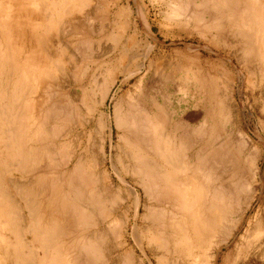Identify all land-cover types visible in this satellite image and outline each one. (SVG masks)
Returning <instances> with one entry per match:
<instances>
[{
	"label": "rangeland",
	"instance_id": "1",
	"mask_svg": "<svg viewBox=\"0 0 264 264\" xmlns=\"http://www.w3.org/2000/svg\"><path fill=\"white\" fill-rule=\"evenodd\" d=\"M201 1L203 0H177L176 6L170 1L168 5L174 6L170 8L162 5L159 0H0V95L3 97L4 92L5 95L7 93L6 97L0 96L2 98H0V108L3 109L5 106L10 111L14 110L11 112L13 115V112L18 113L23 105L26 106L23 110L27 113L24 112V121L28 130L26 129L27 133L24 131V135L30 138L28 140L30 142H26L25 148L33 150L40 161L31 164L32 169L30 168V171L25 172L24 175L14 172L13 177H18L17 181L20 180L22 184L24 182L25 188L28 189L30 186L34 189L37 204L36 221L39 220L37 224L40 223L41 229L45 230L53 222L47 199L50 193L48 182L51 175L45 173L50 164L47 151L52 141L51 132L54 130L62 133V130L72 129V134L66 143L67 148L65 145L67 151L65 150L61 160L65 161L71 154L74 163L76 159L78 160V156L83 157L86 165L90 164L89 160L92 161L91 164L94 161V166L97 164L95 167L98 178L100 177L102 181L101 177H108V180L103 179L101 185L112 180L110 185H105L107 187L102 195V203L99 201L101 205L95 200L98 218L95 216L97 219L101 216L104 218V212L107 214L111 212L108 218L113 220L116 218L114 227L107 225L110 218H107L105 227L110 234L106 238L107 244L109 240L124 244V247L121 246L116 252V254L119 252L117 264H193V260H196L197 264H264V255L253 258L254 255L247 251L248 239L250 241L255 233L264 230V41L262 39L264 0H237L238 5L234 0L233 3L230 0L231 4L229 0H226L227 2L214 0L217 3L215 7L220 6L221 11L212 7L215 3L211 0L204 6L205 0ZM231 6L237 11L232 7L235 11L232 13ZM226 8L229 11L225 12ZM245 8L250 12H248L249 16ZM172 9L178 13H172ZM245 11L246 13H242ZM235 13H239L237 14L239 17H234ZM49 14H52L51 18ZM254 18L257 25L254 23ZM134 27L138 31L135 39L140 40L137 39L138 43L135 41L133 47L130 41L132 48L130 45L127 48L126 41L132 36ZM241 27L245 31H251L249 37ZM238 30L243 31L241 34L247 37L245 35L246 38L242 37ZM121 32L125 33L121 34ZM128 35L131 36L128 38ZM38 36L45 40L47 49L45 50L52 51V56L55 54L57 58L56 63L60 69L59 71L50 69L49 72L54 74L52 77L47 74V70L52 66L46 58V53L44 54L38 45ZM124 47L127 51L135 47L132 51V54L134 52L136 54L133 55L135 59L129 61V57L123 55ZM139 53L140 55H137ZM136 57L145 65L143 67L149 70L143 84L136 80L142 72H145L144 69L128 81L124 80L126 73L135 70L133 68H136L135 64L138 63ZM146 58H149L148 62ZM9 60L15 66L11 65ZM27 63L29 64L26 66ZM9 69L12 70L10 74H8ZM20 72L22 75L25 73L22 79ZM96 72H101L98 74L100 86L95 87L91 93L89 91ZM141 84L144 85V91L149 92L148 96L152 95L150 99L146 97L149 101L147 100V106L144 105V115L147 113L144 118L148 120H144L148 122L145 123V128L147 130L152 128L153 139L146 141L154 142L159 135L164 141L169 140L168 149L171 148L175 154L179 151L184 161L188 159L185 163L190 169L177 173L179 180L182 179L183 187L187 186L188 182H192L185 191L183 187H178L177 181L174 187H178V190L170 183L168 184L170 186L165 182L164 184L163 181L152 182L154 184L150 183L146 186L145 180L148 179H141L142 182L144 181L142 184L137 177L123 170L122 166L128 163L123 151L127 148V140H131L128 139L130 135L128 136L124 126L126 121L124 117L127 118L128 111H125V108H128L126 106L130 102L126 103L135 101L130 98L137 96ZM23 86H26V91ZM21 87L24 90L21 91ZM105 88L107 94H104ZM156 88H159L158 91ZM11 102H13L12 107ZM1 125L3 126L0 121V131H3ZM46 126H49L48 129ZM161 133L164 136H161ZM0 134L1 143L2 137L5 138L6 134L4 132ZM151 136L149 135V139ZM146 141L144 140L143 143ZM164 141L162 142L166 143ZM148 143L146 146H149ZM2 146L1 143L0 151L3 153H0V161L2 160L0 168H4L5 162L10 159L7 157L8 154L5 155ZM207 151L212 152L210 156L207 155ZM151 153L153 154L151 158L153 157V160L155 159L164 169L170 168L162 159L155 157L153 151ZM213 155L215 156L211 158ZM100 161H103L101 165ZM73 162L70 163L69 170ZM198 162H201L200 166ZM46 166L47 170H45ZM98 167L101 168V172ZM9 173L2 174V178L4 187L12 191L8 183ZM38 174H44L45 180L36 181ZM186 174L189 177H186ZM182 176L187 178L184 182ZM91 193L92 191L86 186H82V189L80 187L81 197H91ZM185 208L186 210H183ZM99 209L102 211L107 209V211L102 213ZM22 213L26 216V222H29L26 209H22ZM95 219L93 216L90 227L92 230L96 229L93 225ZM166 221H171L169 227ZM73 222L77 223L74 226L76 229L79 227L78 235L63 233L68 227L73 228L71 227L75 224ZM82 222L80 215L78 218L73 215L70 219L64 217L59 220L58 225L63 232L49 245L51 247L50 251L48 250V257H54L57 260L56 264H85V257L81 258L83 255H78L82 245L80 241L84 243L86 238V235L80 232L79 225H82ZM161 222L163 226L167 225L163 227ZM171 223L174 230L170 228ZM2 235L8 236L11 241L14 240L9 227L5 230L0 227V240L3 242ZM152 238L153 241H150ZM29 239L31 237H28ZM40 240L34 243V247L41 255ZM1 241L0 264H14V252L11 249L5 253ZM159 243L175 249L174 254L163 249L159 251L160 249L157 248ZM154 246L159 250L154 249ZM200 247L204 248V254L199 251ZM51 250L56 252L57 257ZM191 250L196 254L195 259L189 254ZM23 252L27 253V249L24 248ZM160 254L162 256L158 257ZM156 256L158 259L163 258L158 262Z\"/></svg>",
	"mask_w": 264,
	"mask_h": 264
},
{
	"label": "bare ground",
	"instance_id": "2",
	"mask_svg": "<svg viewBox=\"0 0 264 264\" xmlns=\"http://www.w3.org/2000/svg\"><path fill=\"white\" fill-rule=\"evenodd\" d=\"M161 3H162V5L164 4V5H167V6H169L170 8H171V6H172V8L174 7L173 6V4L170 6V5H168L169 3H170V1L172 2H174V5L176 6V5H178L177 3V0H159ZM175 1H176V4H175ZM185 1H187V0H185ZM204 1V0H203ZM203 1H201V2H203ZM210 2V0H205V2H203V6H204V4L206 3L207 4V2ZM218 1V0H217ZM216 1V2H217ZM220 1V0H219ZM226 1V0H225ZM224 1V2H225ZM232 1V0H231ZM231 1L229 0V2H230V4H231ZM236 1V2H235ZM62 2H64V1H62ZM156 2H158V1H156ZM199 2V1H198ZM211 2L212 3H215V1L213 0H211ZM227 2V1H226ZM225 2V4H227ZM234 2L238 5V2H237V0H234ZM184 3V2H183ZM187 2H185V4H186ZM191 3V2H190ZM200 3V2H199ZM198 3V6L200 5ZM232 3H233V1H232ZM234 3V4H235ZM39 4H40V2H39ZM44 4H45V2H44ZM97 4V3H96ZM216 4L217 3H215L214 4V6H212V7H215L216 6ZM219 4V3H218ZM43 5V4H42ZM99 5V4H98ZM212 5V4H211ZM237 5L236 6H234L235 8L237 7ZM195 6V5H194ZM193 6V7H194ZM206 6V5H205ZM209 6V5H208ZM230 6V5H229ZM233 6H231V8L233 7ZM262 6V5H261ZM182 7V6H181ZM184 7V6H183ZM196 7V6H195ZM222 7V6H221ZM224 7H225V5H224ZM223 7V8H224ZM227 7H228V5H227ZM233 7V8H234ZM42 8V7H41ZM104 8V7H103ZM175 8H177V7H175ZM175 8H174V10H175ZM200 8V7H199ZM215 8H217V7H215ZM219 9H220V11H221V9L222 8H220V6L218 7ZM217 8V9H218ZM229 8V7H228ZM232 8V13L233 12H235L234 11V9ZM177 9H179V8H177ZM181 9V8H180ZM185 9V8H184ZM230 9V8H229ZM246 9V8H245ZM244 9V10H245ZM64 10V9H63ZM63 10H62V12H63ZM174 10L172 9L171 11H172V13L174 12ZM191 10V9H190ZM228 9L226 8L224 11L226 12ZM236 10V9H235ZM239 10H241V7H240V9ZM242 10H243V7H242ZM250 10V9H249ZM46 11V10H45ZM88 11V10H87ZM176 11V10H175ZM179 11V10H178ZM182 11V10H181ZM193 11V10H192ZM210 11V10H209ZM229 11V10H228ZM237 11V10H236ZM246 11H247V9H246ZM246 11L245 12H242V13H246ZM48 12V11H47ZM47 12H45V13H47ZM65 12H67V10L65 11ZM180 12V11H179ZM239 12V11H238ZM249 11H247V13H248ZM178 12H174V14H177ZM182 13V12H181ZM193 13V12H192ZM221 13H223V11L221 12ZM231 13V11H230V14H232ZM240 13V12H239ZM239 13H237L238 15H239ZM250 13V12H249ZM247 14V16H249L250 14ZM63 14V13H62ZM194 14V13H193ZM237 14L235 13V16L234 17H236L237 16ZM45 15V14H44ZM50 15V18H51V15L52 14H49ZM107 15V14H106ZM173 15V14H172ZM182 14H180V16H181ZM187 15V14H186ZM186 15H185V17H186ZM214 15V14H213ZM243 15V14H242ZM45 16H48L47 14L45 15ZM171 16V15H170ZM187 16H189V15H187ZM173 17V16H172ZM191 17V16H190ZM237 17H239V16H237ZM242 17V16H241ZM240 17V18H241ZM36 18V17H35ZM169 18V17H168ZM181 18V17H180ZM189 18V17H188ZM251 18V17H250ZM193 19V18H192ZM229 19V18H228ZM251 19H253V18H251ZM46 20H47V17H46ZM191 20V19H190ZM255 20H256V18H254V23H256L255 22ZM174 21H176V20H174ZM228 21H230V20H228ZM240 21V20H239ZM242 21H243V19L241 20V23H242ZM233 22H234V20H233ZM245 22V21H244ZM39 23V22H38ZM44 23V22H43ZM57 23V22H56ZM236 23H237V21H236ZM252 23H253V21H252ZM240 24V23H239ZM243 24V23H242ZM46 25H48V24H46ZM60 25V24H59ZM252 25H254V24H252ZM255 25H257V23L255 24ZM50 26V25H49ZM240 26V25H239ZM245 25H243V27H244ZM48 26H46V28H47ZM243 27H241L242 28V30H243ZM255 27V26H254ZM148 28V27H147ZM239 28V27H238ZM253 28V27H252ZM55 29V28H54ZM248 29H250V27H248ZM257 29H260V28H257ZM59 30V29H58ZM241 30V29H240ZM253 31H255L254 30V28L252 29ZM54 31V30H53ZM96 31V30H95ZM98 31V30H97ZM122 31V30H121ZM244 32H245V34L248 36V34L251 32V31H245V30H243ZM242 31V32H243ZM59 32V31H58ZM126 32V31H125ZM124 32V33H125ZM240 31L238 30V33H239ZM242 32H240V34L242 33ZM257 32V31H256ZM46 33V32H45ZM124 33H122L121 32V34H124ZM130 33V32H129ZM138 33V31H137V28L136 27H134V29H133V33H131L132 34V36L131 35H128V38H129V36H131L129 39H127V43L126 44H128V46H126L127 48L129 47V45H130V41H131V45H132V47H133V43H136L137 41V39H139V38H137V39H135V37H136V34ZM236 33H237V30H236ZM253 33V32H252ZM252 33H251V35H252ZM258 33V32H257ZM60 34V33H59ZM120 34V35H121ZM239 34V36H241ZM244 34V35H245ZM260 34V33H259ZM70 35V34H69ZM236 35V34H235ZM238 35V34H237ZM244 35H242V37L244 36ZM245 35V36H246ZM40 36V35H39ZM37 37L36 39H37V42H38V45L40 46V48H41V50L44 52V54L46 53V58H47V60H49L50 61V63H51V66L52 67H50V65L48 66V68H49V70H47L48 72H47V74L49 75V77H52L53 75L49 72L50 71V69H54V71L56 70V69H58V71H59V69H60V67H59V65L56 63V59L57 58H55V54H53L54 56H52V51L51 52H47L46 50V46H45V40H43V38H41V37ZM43 36V35H42ZM72 36V35H71ZM70 36V37H71ZM244 36V38H246ZM255 36H257V35H255ZM259 36V35H258ZM249 37V36H248ZM252 38H253V36H251ZM46 38V37H45ZM250 39V38H249ZM258 39V37L256 38V40ZM263 39V41H264V37L262 38ZM140 40V39H139ZM248 40V39H247ZM246 40V42H248V41H250V40H248L247 41ZM9 41V40H8ZM118 41V40H117ZM124 41V42H125ZM136 41V42H135ZM253 41V40H252ZM124 42H123V44H124ZM257 42V41H256ZM261 42H262V40H261ZM138 43V42H137ZM251 43H253V42H251ZM79 44V43H78ZM115 44H117V42L115 43ZM120 44H121V42H120ZM126 44H124V45H126ZM140 44V43H139ZM260 44H262V43H260ZM131 45H130V47H131ZM247 45H249V44H247ZM253 45H254V43H253ZM257 45V44H256ZM255 45V46H256ZM10 46V45H9ZM59 46V45H58ZM121 46V45H120ZM254 46V47H255ZM257 46H259V44L257 45ZM256 46V47H257ZM114 47H115V45H114ZM131 47V48H132ZM253 47V46H252ZM264 47V46H263ZM131 48H129V49H131ZM135 48V47H134ZM133 48V49H134ZM139 48V47H138ZM46 49V50H45ZM94 49V48H93ZM106 49H108V48H106ZM124 51H122L123 52V55L125 56L126 55V57H129V61H130V59H135V52H134V54H132V51H133V49H131L130 51H129V49H128V51L126 50V48L124 47ZM259 49V48H258ZM75 50V49H74ZM101 50V49H100ZM123 50V49H122ZM253 50V49H252ZM256 50H257V48H256ZM90 51V50H89ZM107 51V50H106ZM9 52V51H8ZM82 52V51H81ZM137 52V51H136ZM7 53V52H6ZM147 53V52H146ZM249 53V52H248ZM254 53V52H253ZM4 54V53H3ZM9 54V53H8ZM145 54V53H144ZM259 54V53H258ZM6 55V54H5ZM4 55V57H6ZM134 55V56H133ZM137 55H140V53L139 54H137ZM256 55H257V52H256ZM82 56V55H81ZM145 56H147V54L145 55ZM261 56V55H260ZM3 57V58H4ZM27 57V56H26ZM79 57V56H78ZM97 57V56H96ZM8 58V57H7ZM124 58V57H123ZM137 58V57H136ZM143 58H144V55H143ZM142 58V59H143ZM9 59H10V56H9ZM138 59V58H137ZM145 59V58H144ZM147 60V62H148V59L149 58H146ZM8 60V59H7ZM24 60V59H23ZM28 60V59H27ZM10 61V60H9ZM9 61H8V63H9ZM140 60L138 59L137 61H136V63L137 64H135V66H136V68H133V69H135L134 71L132 70L131 72H128V73H126L125 74V77H124V80L125 81H128L129 79H131L132 77H134V76H136L137 74H139V73H141V71L144 69V73L142 72L141 73V75H140V77L139 78H137L138 80H136L137 82L139 81L140 83L142 82V84H143V82L145 81V78H146V76H147V71H149L148 70V68L147 67H143V66H145L143 63H140L139 62ZM4 62H5V60H4ZM11 62L12 61H10V64H11ZM58 62H60V61H58ZM133 62V61H132ZM142 62V61H141ZM31 63V62H30ZM34 63V62H33ZM125 63V62H124ZM123 63V64H124ZM146 63V62H145ZM156 63V62H155ZM262 63V62H261ZM4 64V63H3ZM29 63H27L26 64V66L28 65ZM148 64H150V63H148ZM147 64V65H148ZM154 64V63H153ZM11 65H14V64H11ZM25 65V64H24ZM38 65V64H37ZM157 65V64H156ZM15 66V65H14ZM20 66H22V65H20ZM149 66V65H148ZM11 67H13V66H11ZM16 67H18V69H19V66L17 65ZM30 67V66H29ZM28 67V68H29ZM36 67V66H35ZM122 67H123V65H122ZM23 68V67H22ZM27 68V67H26ZM46 68V67H45ZM159 68V67H158ZM12 69V68H11ZM11 69H9V73L8 74H10V73H12V70ZM33 69V68H32ZM156 69V68H155ZM154 69V70H155ZM7 70H8V68H7ZM13 70H16V69H14L13 68ZM24 70H25V68H24ZM61 70H62V68H61ZM121 70H123V69H121ZM120 70V71H121ZM11 71V72H10ZM17 71V70H16ZM20 71V70H19ZM30 71V70H29ZM23 72H25V71H23ZM32 72V71H31ZM53 72V71H52ZM157 72V71H156ZM155 72V73H156ZM13 73H14V71H13ZM18 73V72H17ZM97 73V72H96ZM101 72H99V73H97V74H95L94 75V77H93V85H92V87H91V89H90V91L89 92H93L94 91V88L95 87H98V86H100V83H99V78H98V74H100ZM154 73V74H155ZM174 73V72H173ZM19 74V73H18ZM20 74H21V72H20ZM46 74V73H45ZM149 74V73H148ZM47 75V76H48ZM21 76V77H20ZM19 77L22 79L23 78V76L25 77V73L22 75H20ZM113 76H115V75H113ZM155 76V75H154ZM153 76V77H154ZM55 77V76H54ZM64 77V76H63ZM66 77V76H65ZM152 77V76H151ZM28 78H29V76H28ZM91 79V78H90ZM111 79V78H110ZM112 79H114V78H112ZM152 79V78H151ZM91 80V81H92ZM16 81V80H15ZM21 81V80H20ZM19 81V82H20ZM23 81H24V79H23ZM39 81V80H38ZM55 82H56V80H54ZM24 82H26V81H24ZM164 82V81H163ZM21 83V82H20ZM153 83V82H152ZM21 84H23V83H21ZM25 84V83H24ZM137 84H139V83H137ZM136 84V85H137ZM142 84H141V86H142ZM155 84V83H154ZM26 86H27V84H25ZM29 85V84H28ZM149 85V84H148ZM159 85V84H158ZM22 86V85H21ZM25 86V87H26ZM106 86V85H105ZM153 86V85H152ZM18 87V86H17ZM20 87V86H19ZM25 87L23 86V88L25 89ZM109 87L110 86H108V89H109ZM144 87V85L141 87V89L139 90L138 89V91H139V93H136V95L137 96H135V97H137V99L134 97H132V98H130V99H135V101L133 102V100H132V102L131 101H128L126 104H128L129 102V104L126 106V107H128L127 109L125 108V111L126 110H128L127 111V118H126V116L124 117L125 118V129L127 130L126 132L128 133V136L130 135V137L128 138V139H131L130 141L129 140H127L128 142H126V143H128L126 146H127V148L123 151L124 152V154H123V156H124V158L126 157V162H128V163H125L124 164V166H122V167H124V169L123 170H126L128 173H131L132 174V176H134V177H137V180H140V182L143 184V182H142V180L141 179H148V180H145L146 181V186H148L150 183H151V185L152 184H154V183H152V182H157V183H159L160 181L162 182L163 181V183L165 182V183H167L166 185H168L169 183H170V185H172L173 186V188L175 189H177L179 186H180V188H182L183 186L181 185L182 184V179L181 180H179V175L177 174L178 173V171L180 172V171H187L188 169H190V167L185 163V162H187V160L186 161H184L183 159H182V157L179 155V151H176L177 153L175 154V152H173V150L171 149V148H169V149H171V151L174 153H172L171 151H169V149H168V144H167V141H169L168 139H167V141H166V143H163L162 141H164V139H161L160 137H159V135L157 136L156 134H158V133H156L155 134V136H157L155 139H154V142L153 141H151V142H153V144L152 145H150V143H148L147 141L148 140H151V138L153 139V137L151 136V134H152V132H151V130H152V128H150L151 130H147V128H145L146 127V124L145 123H148L147 121H145V120H148V119H145L144 118V116L147 114V113H145V115H144V105H146V103H147V100L149 101V99L151 98V94H150V97L148 96L149 94V92H147L146 90L144 91V89L145 88H143ZM146 87V86H145ZM150 87V89H152L151 88V86H149ZM160 87V86H159ZM99 88V87H98ZM107 88V87H106ZM105 88V89H106ZM139 88H140V86H139ZM155 88V87H154ZM17 89V88H16ZM24 89H22V87H21V91L22 90H24ZM27 89V88H26ZM26 89H25V91H26ZM97 89V88H96ZM149 89V90H150ZM157 89V88H156ZM159 89V88H158ZM158 89H157V91H158ZM166 89V88H165ZM6 90V89H5ZM20 90V89H19ZM98 90V89H97ZM21 91H20V94H19V96L21 95ZM29 91V90H28ZM27 91V93H29ZM3 91H1V93H2ZM7 92H8V90H7ZM105 92V91H104ZM107 89H106V92L104 93V94H107ZM19 93V92H18ZM25 93V92H24ZM12 94H13V92H12ZM25 95H26V93H25ZM154 95V94H153ZM1 96V95H0ZM6 97L7 96V93H6V95H5V92H4V95H3V97ZM2 97V96H1ZM0 97V98H1ZM2 97V98H3ZM17 97V96H16ZM45 97V96H44ZM146 97H148L147 98V100H146ZM154 97H155V95H154ZM1 98V99H2ZM10 98V97H9ZM27 98V97H26ZM5 99V98H4ZM17 99H18V97H17ZM22 99V98H21ZM52 99V98H51ZM129 99V100H130ZM6 100H8L7 98H6ZM64 100V99H63ZM155 100V99H154ZM12 101V100H11ZM15 100H13V102H14ZM20 101V100H19ZM22 102H23V100H21ZM20 101V102H21ZM7 102V101H6ZM10 102V101H9ZM13 102H11L10 104H11V107H12V104H13ZM19 102V103H20ZM25 102V101H24ZM27 102V101H26ZM69 102V101H68ZM67 102V103H68ZM15 103V102H14ZM153 103V102H152ZM6 104V103H5ZM16 104V103H15ZM23 104H25V103H23ZM150 104V103H149ZM154 104V103H153ZM7 106V105H6ZM15 105H13V107H14ZM21 106H22V103H21ZM147 106V105H146ZM25 107L26 106H24L23 105V107H19L21 110L18 112V113H14L13 112V115H12V111H14V110H12V111H10V109H8V108H6L5 106H4V108L2 109V107L0 108V121L2 122V124H3V128H2V130L3 131H0V132H4L6 135V137L5 138H3L2 137V141H1V143L3 144V146L2 147H4V151L6 152L5 153V155L6 154H8L7 155V157L8 158H10V159H8L7 160V162H5V164H4V168H0V227L2 228V229H6L7 227H9V229H10V231H11V234L13 235V238H14V240H12L11 241V239L7 236H3V242L1 241V245L2 246H4V252L5 253H8L11 249H12V251L14 252V264H56L57 262V260L54 258V257H48V254H49V252H48V250H49V248L51 247H49V245H51V243L54 241V240H56L59 236H60V234L63 232V229H61V227L58 225V222H59V220H61V219H63L64 217H67V218H71L73 215L75 216V217H77L78 218V215H80V217L82 218V220H83V222H82V225H79V226H81V228H80V232H82V235H86L85 237V242L83 243V241H80V242H82V247L80 246V248H79V250H78V247H77V250L79 251V253L80 254H78V255H83L81 258H84L85 259V261H84V263L85 264H117L118 263V254H119V252H118V254H116V252H117V250L121 247V246H123L124 247V244H120L118 241H112V242H110V240L108 241V244H107V237H109V235L110 234H108L107 233V229L108 228H106L105 227V223L107 222L106 220H107V218H108V214H110L109 212H108V214H107V212H104V214H105V217H104V215H103V217L104 218H99V219H97L98 218V214H96V205H97V203H95L96 201L95 200H97L98 202L100 201H102L103 200V193H104V191H105V187H107V186H105V185H110L112 182V180H110V181H108V183L107 184H105L106 182H104V184L105 185H101V182L103 181V179L104 178H106V177H101V178H103L102 179V181L100 180V177L98 178V176H97V173H98V171H97V169H96V165L94 166V161H93V164H91L92 163V161L91 160H89L90 161V164H85V162L83 161L84 159H83V157H81V156H78L77 158H78V160L76 161L75 160V163L73 162V157L71 156V154L70 155H68L67 157H68V159L66 158V160L65 161H62L61 160V158H62V155L64 154V152H65V150H66V148H67V140L69 139V136L72 134V129H66V130H62V133H59L58 131H56V132H58V133H56V132H54V130L50 133V130H49V133H50V135H52V141H51V143H50V148L48 147V155H47V157H48V161L50 162V164H49V169L47 168V166H46V169L45 170H47L45 173H47V174H49V175H51V177H50V179H49V182H48V184H49V187H50V193H49V195H48V205H49V212H51L52 213V220H53V222H52V225L49 227H47L45 230H43V229H41L40 227H39V224H37V222L39 221H36V210H37V204H36V195H35V193H34V189L31 187L30 188V186L28 187L26 184V186L28 187V189L27 188H25L24 187V182H23V184L20 182V180L19 181H17L18 179L17 178H14L13 177V173L14 172H18L20 175L22 174V175H24L25 174V172H27V171H30V168H31V164L33 165V164H35V163H37L36 161L38 160V161H40V159H38V157H36L37 156V154H34L33 153V150H30V148L28 149V147H27V150H26V148H25V146H26V142H30V141H28L30 138L28 137H25V135H24V133L26 132V127H25V125H26V123H25V118H24V110L23 109H25ZM149 108V107H148ZM150 109V108H149ZM161 109V108H160ZM146 110V109H145ZM159 110V109H158ZM162 110V109H161ZM57 111V110H56ZM160 111V110H159ZM48 112V111H47ZM73 112V111H72ZM147 112V111H146ZM26 113V112H25ZM15 114V115H14ZM27 114V113H26ZM50 114V113H49ZM162 114V113H161ZM34 116V115H33ZM52 116V115H51ZM116 116V115H115ZM158 116V115H157ZM167 117V116H166ZM100 118V117H99ZM149 118V117H148ZM222 118V117H221ZM145 119V120H144ZM166 119V118H165ZM48 120V119H47ZM72 120V119H71ZM46 121V120H45ZM145 121V122H144ZM34 122V121H33ZM41 122V121H40ZM48 122V121H47ZM121 122V121H120ZM119 123V122H118ZM32 124V123H31ZM144 124H145V126H144ZM24 125V126H23ZM149 125V124H148ZM161 125V124H160ZM166 125V124H165ZM53 126V125H52ZM75 126V125H74ZM162 126V125H161ZM25 127V128H24ZM47 127V126H46ZM49 127V126H48ZM48 127H47V129H48ZM116 127V126H115ZM45 128V127H44ZM55 128V127H54ZM163 128V127H162ZM165 128V127H164ZM189 128V127H188ZM156 129H157V127H156ZM160 129H161V127H160ZM1 130V129H0ZM28 130V129H27ZM45 130V129H44ZM155 130V129H154ZM164 129H162V131H163ZM25 131V132H24ZM160 131V130H159ZM155 132V131H154ZM154 132H153V134H154ZM156 132H158V131H156ZM27 133V132H26ZM2 134V133H1ZM0 134V135H1ZM3 135V134H2ZM149 135L151 136L150 137V139H149ZM161 136H164V134L162 135V133L160 134ZM4 136V135H3ZM27 136V135H26ZM192 136V135H191ZM43 137V136H42ZM46 137V136H45ZM76 137H77V135H76ZM182 137V136H181ZM165 138V137H164ZM1 140V139H0ZM146 141V143H148V145L149 146H146L147 144L146 143H143V141ZM230 140V139H229ZM164 141V142H165ZM0 143V144H1ZM213 143V142H212ZM211 143V144H212ZM208 144H210V141L208 142ZM227 144V143H226ZM65 145H66V148H65ZM167 146V148H166V146ZM93 146V145H92ZM203 146V145H202ZM214 146V145H213ZM1 147V148H2ZM13 147H15V148H13ZM205 147V146H204ZM206 147H210V146H206ZM212 147V146H211ZM224 147V146H223ZM201 148H203V147H201ZM201 148H199V149H201ZM214 148V147H213ZM12 149H13V151H12ZM40 149V148H39ZM69 150V149H68ZM176 150V149H175ZM179 150V149H178ZM205 150H206V148H205ZM209 150V149H208ZM213 150V149H212ZM67 151V150H66ZM151 151H153L154 152V155H155V157H157V158H160V159H162L164 162H165V165H167V166H169L170 168L168 169V170H166V169H164V167H162L161 165H159V163L156 161H154L153 160V157L151 158V156L153 155L152 153L150 154V152ZM201 151V150H200ZM204 151V150H203ZM210 151H211V149H210ZM209 151V152H210ZM214 151H215V149H214ZM218 151V150H217ZM43 152V151H42ZM73 152V151H72ZM221 152V151H220ZM0 153H3L2 151H0ZM36 153V152H35ZM181 153V152H180ZM207 153H208V151H207ZM210 153H212V152H210ZM210 153H208L207 155H209ZM216 153V151L214 152V154ZM92 154V153H91ZM222 154H224V153H222ZM1 155H3V154H1ZM36 155V156H35ZM42 155H43V153H42ZM66 155V154H65ZM216 155V154H215ZM215 155H213V156H211V158L212 157H214ZM39 156V155H38ZM41 156V155H40ZM199 156V155H198ZM210 156V155H209ZM209 156H207V157H209ZM204 157H205V155H204ZM220 157V156H219ZM2 158V157H1ZM4 158H5V156H4ZM12 158V159H11ZM17 158H19V159H17ZM64 158V157H63ZM44 159H46V158H44ZM201 159V158H200ZM4 160V159H3ZM198 160V159H197ZM202 160V159H201ZM200 160V161H201ZM2 161V160H1ZM1 161H0V163H1ZM89 161L87 162V163H89ZM159 161H161V160H159ZM211 161V160H210ZM42 162V161H41ZM71 162H73V166H72V168H70L71 170H69V165H70V163ZM101 162V161H100ZM3 163H4V161H3ZM103 163V161L100 163V165ZM124 163V161H122V164ZM199 163V162H198ZM201 163V162H200ZM200 163H199V165L198 166H200ZM121 164V165H122ZM209 164V163H208ZM3 165V164H2ZM197 165V164H196ZM195 165V166H196ZM13 168H12V167ZM191 166V165H190ZM203 166V165H202ZM10 167V168H9ZM193 167V166H192ZM99 168V167H98ZM7 169H8V171H7ZM32 169V168H31ZM33 169H34V167H33ZM192 169V168H191ZM195 169V167L193 168V170ZM196 169H197V167H196ZM99 172H101V168H99ZM113 170H114V172H116L117 173V171L115 170V168H113ZM198 170H199V167H198ZM201 170V169H200ZM71 171V172H70ZM102 171H103V169H102ZM190 171V170H189ZM202 171V170H201ZM224 171V170H223ZM6 172H10L9 174H7L8 176L10 175V178L8 179V183H9V186L10 187H12V191L8 188V187H4V182H3V178H2V174H4V173H6ZM42 172H44L43 170H42ZM106 172V171H105ZM125 172V171H124ZM191 172V171H190ZM104 173V172H103ZM184 173V172H183ZM188 173V172H187ZM226 173V172H225ZM181 174H182V172H181ZM218 174V173H217ZM222 174V173H221ZM21 175V176H22ZM104 175H106V174H104ZM107 175H108V173H107ZM187 175V174H186ZM185 175V176H186ZM102 176V175H101ZM192 176V175H191ZM186 177H189L188 175L186 176ZM185 177V178H186ZM182 178H183V176H182ZM185 178H183V182H184V179ZM43 179L45 180V176H44V174H38L37 176H36V181H43ZM107 180H108V177L106 178ZM119 179V178H118ZM120 179H121V177H120ZM187 179V178H186ZM105 180V179H104ZM122 180V179H121ZM191 180V179H190ZM189 180V181H190ZM206 180V179H205ZM147 181H151V182H147ZM159 181V182H158ZM176 181H177V184H178V187H174L175 185H177L176 184ZM181 181V182H180ZM187 181V180H186ZM197 181V180H196ZM110 182V183H109ZM188 182V181H187ZM191 182V181H190ZM190 182H188L189 184H190ZM194 182V181H193ZM27 183V182H26ZM103 183V182H102ZM122 183H123V181H122ZM162 183V184H163ZM164 183V184H165ZM186 183V182H185ZM192 183V182H191ZM114 184V183H113ZM145 184V183H144ZM156 184V183H155ZM175 184V185H174ZM188 184V185H189ZM194 184H195V182H194ZM210 184V183H209ZM151 185H150V187H151ZM170 185H168V186H170ZM187 185V186H188ZM196 185H199V184H196ZM6 186H7V184H6ZM36 186V185H35ZM41 186V185H40ZM82 186H86L88 189H89V191H92V193H91V197H81V195H80V187H81V189H82ZM145 186V185H144ZM157 186V185H156ZM165 186V185H164ZM185 186V185H184ZM187 186H185V187H183L184 188V191H185V189H187L188 187ZM193 186V185H192ZM195 186V185H194ZM206 186V185H205ZM154 187V186H153ZM187 187V188H186ZM108 188H109V186H108ZM117 188V187H116ZM159 188V187H158ZM170 188H172V187H170ZM197 188H199V187H197ZM200 188H202V187H200ZM220 188V187H219ZM154 189V188H153ZM164 189V188H163ZM108 190V189H107ZM143 190V189H142ZM162 190V189H161ZM166 190V189H165ZM178 190V189H177ZM198 190V189H197ZM201 190V189H200ZM117 191V190H116ZM183 191V192H184ZM187 191V190H186ZM85 192V191H84ZM121 192V191H120ZM179 193H181L180 191H178ZM197 192V191H196ZM200 192V191H199ZM118 193V192H117ZM136 193V192H135ZM162 193V192H161ZM167 193V192H166ZM170 193H171V191H170ZM81 194H83V192L81 193ZM153 194V193H152ZM163 194V193H162ZM165 194V193H164ZM169 194V193H168ZM198 194V193H197ZM44 195V194H43ZM105 195V194H104ZM151 195V194H150ZM167 195V194H166ZM170 195V194H169ZM176 195V194H175ZM88 196V195H87ZM116 196H118L117 194H116ZM153 196H154V194H153ZM162 196V195H161ZM163 196H165V195H163ZM185 196V195H184ZM157 197H160V196H157ZM169 197V196H168ZM105 198V197H104ZM115 198V197H114ZM154 198V197H153ZM185 198H187V197H185ZM120 199V198H119ZM162 199V198H161ZM177 199V198H176ZM181 199V198H180ZM225 199V198H224ZM106 200L108 201V198H107V196H106ZM115 200V199H114ZM173 200V199H172ZM105 201V200H104ZM111 201V205L113 204V199L112 200H110ZM176 201V200H175ZM178 201H180V200H178ZM181 201H182V199H181ZM180 201V202H181ZM99 202V203H100ZM106 202V201H105ZM182 202H185L184 200L182 201ZM189 202V201H188ZM23 203V204H22ZM98 203V204H99ZM102 203V202H101ZM101 203L99 204V205H101ZM177 203V202H176ZM110 204V203H109ZM186 204V203H185ZM182 205H184V204H182ZM191 205V204H190ZM214 205V204H213ZM174 206V205H173ZM98 207V206H97ZM101 207V206H100ZM103 207H105V206H103ZM190 207V206H189ZM188 207V208H189ZM99 208V207H98ZM110 208V207H109ZM109 208H107V209H109ZM176 208V207H175ZM22 209H26V211H27V216H28V218H29V222H26V216L22 213ZM107 209L105 210H103V211H107ZM111 209H112V206H111ZM114 209V208H113ZM174 209V208H173ZM182 209V208H181ZM101 210V212L103 213V211H102V209H99V211ZM178 210V209H177ZM180 210V209H179ZM183 210H186V208L185 209H183ZM214 210V209H213ZM182 211V210H181ZM189 211V210H188ZM100 212V213H101ZM112 212H113V210H112ZM186 212V211H185ZM50 213V214H51ZM99 213V212H98ZM99 213V214H100ZM214 213H216V212H214ZM106 214H107V217H106ZM162 214V213H161ZM165 214V213H164ZM174 214V213H173ZM196 214V213H195ZM97 216V218H96V216ZM102 215V214H101ZM178 215V214H177ZM93 216H94V223H93V225H95V228L96 229H94V230H92V229H90V227H91V221H92V219H93ZM110 216H112V215H110ZM161 217V216H160ZM177 217V216H176ZM185 217V216H184ZM110 218V217H109ZM108 218V219H109ZM115 218V217H114ZM154 218V217H153ZM152 218V219H153ZM165 218V217H164ZM170 218V217H169ZM76 219V218H75ZM111 219V218H110ZM116 219V218H115ZM114 219V220H115ZM168 219V218H167ZM185 219V218H184ZM72 220H73V218H72ZM114 220L113 219H111L110 221H109V223L107 222V225H113V227L115 226L113 223H114ZM70 221V220H69ZM171 222V221H170ZM170 222H168V221H166V223H168V227H169V223ZM177 222V221H176ZM183 222V221H182ZM73 223H75V222H73ZM116 223V222H115ZM162 223V222H161ZM160 223V224H161ZM77 223H75L73 226H71V227H73V228H70V227H68V229L70 228V231L67 229L66 231H64L63 233H68V232H70V233H72V235H75V234H77V233H79V231H77V229L79 228H75L74 226L76 225ZM159 224V223H158ZM172 225H170V228L171 229H173L174 230V228L173 227H171V226H173V223H171ZM175 224V223H174ZM259 224V223H258ZM257 224V225H258ZM165 225H167V224H164V226ZM157 226H161V225H157ZM162 226H163V223H162ZM163 226V227H164ZM177 226V225H176ZM42 227V226H41ZM128 227V226H127ZM167 227V226H166ZM166 227H165V229H166ZM44 228V227H43ZM118 228V227H117ZM134 228V227H133ZM158 228H160V227H158ZM178 228H180V226L178 227ZM110 229H111V227H110ZM125 229V228H124ZM123 229V230H124ZM147 229H148V227H147ZM147 229H145V230H147ZM163 229V228H162ZM261 229V228H260ZM260 229H258V230H260ZM115 230V229H114ZM118 230V229H117ZM122 230V231H123ZM203 230V229H202ZM183 231V230H182ZM262 231V230H261ZM2 232H3V230H2ZM113 232V231H112ZM156 232V231H155ZM155 232H153V233H155ZM124 233V232H123ZM122 233V234H123ZM133 233V232H132ZM151 233V232H150ZM157 233V232H156ZM162 233V232H161ZM218 233V232H217ZM252 233V232H251ZM254 233V232H253ZM152 234V233H151ZM69 235V234H68ZM78 235V234H77ZM77 235H76V237H77ZM121 235V234H120ZM119 235V236H120ZM167 235V234H166ZM62 236V235H61ZM118 236V237H119ZM126 236V235H125ZM28 237H31V239H29V240H31V241H29L28 240ZM39 237V238H38ZM40 237H42V239L40 240ZM73 238H74V236H72ZM120 237H123V236H120ZM251 237V236H250ZM135 238V237H134ZM153 238H154V236H153ZM153 238H152V240H150V241H153ZM182 238V237H181ZM0 239H1V237H0ZM139 239V238H138ZM149 239H151V238H149ZM148 239V240H149ZM173 239V238H172ZM182 239H184V238H182ZM182 239H181V242H182ZM39 240L41 241V255L37 252V250L38 249H35V247H34V243L35 242H39ZM74 240V239H73ZM76 240L77 239H75V242H76ZM123 240H124V238H123ZM171 240V239H170ZM169 240V241H170ZM188 240V239H187ZM140 241V240H139ZM139 241H136V243L137 242H139ZM180 241V240H179ZM72 242V241H71ZM113 242H115V243H113ZM164 242V241H163ZM188 242V241H187ZM123 243V242H122ZM152 243V242H151ZM175 243H177V242H175ZM189 243V242H188ZM187 243V244H188ZM77 244V243H76ZM178 244H179V242H178ZM202 244V243H201ZM74 245V244H73ZM128 245V244H127ZM139 245V244H138ZM149 246L151 245L150 243L148 244ZM158 245V247L157 248H159V249H157V248H155V246H154V249H156V250H159V251H161V249H163V251H167V252H169V253H173L174 254V252H175V249H172V248H170L169 246H167V245H164V244H157ZM189 245V244H188ZM142 247V246H141ZM175 247V246H174ZM176 247H177V245H176ZM24 248H26L27 249V253H24L23 252V250H24ZM189 248V247H188ZM199 248V247H198ZM2 249V248H1ZM124 249V248H123ZM150 249H151V246H150ZM209 249V248H208ZM208 249H206V250H208ZM57 250V249H56ZM125 250V249H124ZM131 250H132V248H131ZM50 251V250H49ZM199 251H201L203 254L205 253V250H204V248L203 247H200V250ZM247 251L248 252H250V253H252L254 256H253V258H255V256H261V255H264V230H263V232H261V233H259V232H257V233H255V236L249 241V239H248V243H247ZM1 252H3V250L1 251ZM51 252H53L52 250H51ZM56 252H58V250L56 251ZM55 252V253H56ZM77 252V251H76ZM122 252V251H121ZM120 252V253H121ZM189 252V251H188ZM54 253V252H53ZM55 253L53 254L54 256H55ZM59 253V252H58ZM160 253V252H159ZM249 253V254H250ZM4 254V253H3ZM2 254V255H3ZM164 254V253H163ZM189 254L195 259L196 258V254L191 250L190 252H189ZM6 255V254H5ZM51 255V254H50ZM52 255V256H53ZM206 255H207V251H206ZM251 255V254H250ZM11 256H12V254H11ZM160 256H162L161 254L160 255H158V257H160ZM189 256V255H188ZM247 256H249V255H247ZM3 257H5V256H3ZM55 257H57V256H55ZM158 257L156 256V258H157V261L159 262V261H161L162 259L161 258H163V257H161V258H159L158 259ZM251 257V256H250ZM1 258V257H0ZM248 258V257H247ZM252 258V257H251ZM256 258H258V257H256ZM83 259V260H84ZM120 259V258H119ZM250 259V258H249ZM259 259V258H258ZM9 260V259H8ZM125 260V259H124ZM190 260V259H189ZM192 260V259H191ZM64 261H65V259H64ZM126 261V260H125ZM72 262H74V261H72ZM209 262V261H208ZM125 263V262H124ZM192 263L193 264H197V261L196 260H193L192 261Z\"/></svg>",
	"mask_w": 264,
	"mask_h": 264
}]
</instances>
